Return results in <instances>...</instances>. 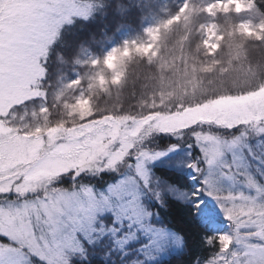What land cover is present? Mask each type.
<instances>
[{
  "label": "snow or ice",
  "instance_id": "obj_1",
  "mask_svg": "<svg viewBox=\"0 0 264 264\" xmlns=\"http://www.w3.org/2000/svg\"><path fill=\"white\" fill-rule=\"evenodd\" d=\"M253 2L254 0H213L202 9L190 8L186 2L174 16L160 25L146 29L150 37L149 43L132 42L133 47L138 53L153 54L155 44L152 42L158 40L161 28L167 29L182 17L189 20L197 11L212 16L217 11L234 9L239 12ZM10 4L17 9L14 15L0 10V127L16 108L39 98L30 94L31 89L37 78L43 79L40 74H46L47 70L40 61L46 63V48L55 43L52 37L60 27V22L57 21V28L49 34L45 13L26 15L22 11L25 8L34 11L44 8L46 5L43 3L26 5L20 3V0H10ZM238 31L245 37L264 39V24L256 27L241 24ZM223 39V34L218 33L215 24L208 26L206 38L202 42L206 54L215 56ZM131 51L132 48L126 42L123 49H112L103 63L115 70L118 63L130 55ZM99 62L93 60L92 64ZM121 76L120 72L114 71L113 83H118ZM98 83H106L103 75H98ZM46 95L45 93V99ZM225 101L228 103H224ZM175 107L176 110H170L167 115L158 114L156 121L151 119V114L143 118L148 121L143 129H125L121 133L116 124L107 130L103 127L108 117L90 121V116L95 115L91 111V102L81 98L73 106V110L81 109L82 121L90 123H82L78 130L66 128V135L62 137L52 136L60 129H49L50 138L46 148L42 139L31 140V133L21 134L19 129L15 136L7 138L0 133V177L7 172L11 181L6 188L0 187V195L20 197L24 201L20 206L0 207V242H6L0 243V264H32L33 260L38 261V264H53V260L44 251L34 246L31 215L42 208L49 220L58 223L60 216L67 215L72 210L71 206L58 207L55 203L29 204L26 198L39 190L45 193L47 200V189L55 183L53 176L62 177L67 172L73 174V179L82 176L88 168L61 167L66 160L81 156L90 158V165L98 163L101 175L111 172L114 176L112 184L106 185V195L103 197V204L108 210L104 211L101 207L99 219L96 218L95 203L85 210L89 213L88 219L94 228H99L100 219L107 216L114 225L113 232L116 235L128 234L129 239L121 241L122 244L129 245L143 236L145 241L139 247L144 250L166 241L169 231L154 227L152 213L144 207L146 194L151 190V184L147 182L152 175L151 165L159 162L161 176L156 178V184L160 187L152 193V201L156 205L160 206L165 200L170 201L173 196L185 197V193L176 188L174 182L169 181L175 170L191 169L195 173L191 176L192 180L197 176L201 177L195 196L198 197L203 191L205 195L219 201L216 203L217 208L229 222V226L234 225L237 230L235 236L231 232L212 230L214 237H206L209 242L214 238L219 245L218 252L209 264H264V87L238 96L215 97L202 105L178 104ZM250 123L256 126V136L235 135L240 132L241 127ZM206 126L208 129H224L234 135L231 139L221 137L210 130L206 131ZM40 131L39 128L36 129V132ZM129 137L133 139L129 141ZM153 138L167 142L168 146L163 150L149 152L146 146L151 144ZM57 139L65 142L57 143ZM113 152L119 153L116 159L112 158ZM143 157L151 161L150 169H145ZM121 167L126 171L120 172ZM129 170L130 173L125 174ZM126 175L128 179H125ZM140 177H144V180L136 183ZM223 180L239 182L243 188L238 191L222 190L219 182ZM3 183L4 180L0 179V185ZM188 203L197 209V215L201 213L203 200L197 199L192 204L189 199ZM5 220L10 222L8 229L3 227ZM202 223L210 227L212 221L202 218ZM241 228L249 231L241 233ZM171 235L175 237V233ZM241 235L245 238L244 249L235 251L241 243ZM179 250L183 252L184 248ZM23 252H27L26 257L21 255Z\"/></svg>",
  "mask_w": 264,
  "mask_h": 264
},
{
  "label": "trees",
  "instance_id": "obj_2",
  "mask_svg": "<svg viewBox=\"0 0 264 264\" xmlns=\"http://www.w3.org/2000/svg\"><path fill=\"white\" fill-rule=\"evenodd\" d=\"M184 1L77 0L81 11L73 14L70 20L60 26L54 38L55 43L49 47L46 63L41 60L47 71L43 79L37 81L36 87L40 89L42 96L27 103V107L30 108L33 104L36 109H40V103L46 104L49 116L47 120L50 125L55 126L57 121L65 117L67 105L74 101L78 90L86 95L90 94L97 112L96 116H90V120H94L101 113L108 114L104 117L112 113L115 116L130 113L134 118L155 112L168 113L170 110L175 111L178 104L201 105L215 97L238 96L264 87V39L245 37L238 31L240 21L247 20L253 27L264 24V0H254L249 7L239 12L234 9L217 11L212 16L197 11L189 20L182 17L167 29L162 28L164 32L157 44L159 51L156 57L133 53L126 58L124 78L111 88L114 97L106 91L92 92L94 88L86 80L92 66L91 62L82 61L84 52L89 53L90 58L103 57L112 43H122V36L137 38L145 23L151 19L164 22L174 16L184 5ZM186 1L193 9H202L212 0ZM208 22L215 24L224 37L215 56L207 55L202 45ZM162 52L172 55L165 57L173 61L160 58ZM245 60H249L247 65L256 71L254 75L242 72L240 65ZM167 61L169 62L166 63ZM244 68L248 69L246 65ZM75 73L82 79L68 95L67 90L61 91V88ZM163 75L170 79L162 81ZM190 76L199 78V85L185 84L183 78L186 77L189 81ZM26 105H21L15 111L21 112ZM152 144L158 150L167 147V142L164 141L160 142L161 145ZM160 167L159 164L150 169L152 175L147 182L151 184V190L146 194L144 207L153 215V226L176 232L180 243L169 240L161 247L164 251L140 250L139 245L145 241L142 237L127 245L121 244L119 240V236L127 233L116 235L111 232L96 235L99 238L89 242L84 251L77 254L78 257H71L70 264H192L197 255L208 256L216 250L218 244L214 238L213 244L206 242V237L212 236V231L199 220L194 208L188 203L192 199V186L191 174L187 168L175 170L169 181L174 182V186L185 193L184 198L173 196L170 201H162L160 206L152 201V193L160 187L156 184V178L161 176V170H158ZM119 171L123 173L125 169L121 167ZM96 175L88 177L87 174L83 183L102 188L114 179L111 172ZM63 182L65 185L70 183L65 177ZM4 197L0 195V200ZM105 223L106 227H114L107 216L100 219V227ZM240 231L243 233L249 230ZM181 247L184 248L183 252L179 250Z\"/></svg>",
  "mask_w": 264,
  "mask_h": 264
},
{
  "label": "rangeland",
  "instance_id": "obj_3",
  "mask_svg": "<svg viewBox=\"0 0 264 264\" xmlns=\"http://www.w3.org/2000/svg\"><path fill=\"white\" fill-rule=\"evenodd\" d=\"M186 2L187 1L185 0L183 4H185ZM212 2L213 0L208 1L207 4L212 3ZM20 3L26 4V5L43 3L46 5V7L38 8L35 11L31 8H25L22 11L26 15H34L35 12L45 13L48 19L47 32L49 34L52 33L53 29L57 28V23H56L57 21L60 22V26H61L64 22L70 20L73 14L76 15L82 9L81 6L78 4L77 0H20ZM190 8H193V6H190ZM0 10H3L8 15H14L17 12V9H14L11 7L10 0H2V2H0ZM162 23L163 21L156 20V18L151 19L150 21L145 23V25L142 28L143 31L138 33L137 38L131 39V38H128L127 35L122 36V40H121L122 43L119 45L117 42L112 43V46L107 50L106 54L103 57L95 56V57L90 58L89 53L85 54L84 52L82 61L91 62L90 65L92 66L90 67L89 74L86 75V80L89 81V86H91V88H94L92 92L98 91V90L102 92L106 91L110 96L114 97L111 88L114 85H118L121 82V80L124 78L126 58L129 55L125 56L122 59V61L118 63L117 68L115 70L110 69L107 66H105V64L103 63L104 58L114 48L123 49L125 47L126 42H128V47L132 48L131 54L133 53L141 54L135 51L132 42H135L136 44L149 43L150 37L147 34L146 29L150 27H155ZM239 23L240 25L241 24H251L247 20L240 21ZM212 24H213L212 22H208L206 24L205 38H206V29L208 26ZM59 28L57 29L56 34L53 35L52 37L53 39L57 35ZM163 29L161 28L160 30L158 40L152 42L155 44L154 53L153 54L144 53L145 55H148L149 57L150 56L156 57L158 55L159 50L157 48V44L160 41L161 36L164 32L162 31ZM218 33L220 34L219 30H218ZM48 51H49V48H46V54L48 53ZM165 56L171 57L172 55L170 54L165 55L164 52H162L160 55V58L164 57V59H166L167 57ZM167 59H170V61H173L171 58H167ZM93 60H99L100 62L96 65H93L92 64ZM248 61L249 60H245L241 63L242 65L240 66H242V69H243L242 72L245 75H249V74L254 75L256 71H254L253 69L251 70V66L248 64L250 66V69H249V66L247 65ZM168 62L169 61H167L166 63ZM253 63L254 62H252L251 64ZM245 65L247 66L248 69L244 68ZM114 71H118L122 74L121 79L118 83H113L112 78L114 75ZM243 73H241L242 76L244 75ZM40 75L44 76L45 73H41ZM98 75H103L105 77L106 83L104 85H100L98 83ZM238 76H241V75H238ZM190 78L191 79H189V81L186 79V77L183 78L185 80L184 81L185 84L189 85V83H191L193 86L199 85L198 84L200 82L199 78L194 77V76H190ZM80 79H82V77H80L79 75H76L75 73L72 79H68L67 82H64L63 87L61 88V91L67 90L66 94L70 95V93H72L71 90L74 89V87L77 84L76 82L80 81ZM169 79L170 78L167 75H163L162 77V81H165V82ZM38 80L39 78H37V80L33 84L30 94L42 96V94L39 92L40 89L36 87L37 85L36 83ZM91 88H88V90H90ZM81 98L90 100L91 111L96 114L97 112L93 106L90 94L86 95L83 91L78 90L74 101L70 103V105H67V112H66L65 117L62 118L61 121H57L58 123L54 124L55 126L49 124L47 120L49 117L47 116V111H42V109H45V108L47 109L46 104L40 103V109H36V107H34L33 104L30 108L27 107L28 105L25 104L26 106H23L21 112L14 111L6 120H4L3 126L0 127V133H2L7 138L10 136H15L16 130L19 129L21 131V134H23L24 132L31 133L32 135L29 137V139L31 140H35L37 138L42 139L44 141L45 148H46L47 142L50 138L49 129L53 127L60 129V131L53 133L52 136L62 137L66 135V132L64 131V129L74 128L78 130L82 123L88 124L90 123V121L97 120L98 118L104 117V115L107 114V113L105 114L101 113V115L99 114V117H97V119L90 120V121H82L81 115H80L81 109H76L75 111L73 110V106L77 105V102ZM224 103H228V102L225 101ZM200 110L202 111L203 109H200ZM113 114L114 113H112L109 116H105V117H108L109 119L105 121V123L103 124V127L107 130L111 128L113 124H116L121 133L125 129L131 130L137 127H139L140 129H143L148 123V121L144 120L143 118L150 115L149 113L146 116L134 118V116H131L130 113H124V114L120 113L117 116ZM158 114L160 116H163V115H167L168 113H159V112L151 113V119L153 121H156ZM38 128L41 130L40 132H36V129ZM205 130L206 131L210 130L214 134L219 135L221 137H226L228 139H231V137L234 135L233 133H230L224 129H216V128L208 129L207 126L205 127ZM235 135H246L247 137H254L257 135L256 126L255 124L250 123L246 126L241 127L240 132L236 133ZM80 139H83V137H80ZM119 139L120 137L118 136L117 140L119 141ZM131 139L133 138L129 137V141ZM56 142L64 143L65 141L62 139H57ZM160 142L161 141L159 138H153L152 140V143L154 144L158 143L159 145H161ZM152 143L151 145L146 146L149 152H155L158 150V147L153 145ZM117 146L119 147V144ZM166 146H168V144ZM41 154L43 155V152ZM118 156H119V153H116V152L112 153L113 159H116ZM89 159L90 158L88 157L81 156L79 158L66 160L65 163L61 167L63 168H67V167L91 168L92 167V168L91 170L84 171L83 175L77 179L72 178L73 174L71 172H67L62 177L53 176L52 179L55 180V183H52L51 186L47 189V194H48L47 200H45V193L39 190H37L32 195H29L26 198L29 204L55 203L58 207H63L65 205L71 206L72 210L67 215L60 216L58 218L59 219L58 223L49 220L47 214L43 211L42 208L38 212H34L31 215V227L34 229V241H35L34 246L44 251L46 255L53 260V264H70L69 262H70L71 257H78L77 254H81L84 251V249L87 247V244H89V242L92 243L94 242V240L99 238L96 235H104L106 233H111V232L115 234L113 232L114 227L112 226L110 228L106 227V223L102 224V226L99 228H94L92 226V222L89 221L88 219L89 213L85 211L88 208V206L93 203H95V206L97 209L96 211L97 219L100 216L99 209L101 207L104 208V211H107L108 210L107 207L103 204V197L106 195V185L112 184L111 182L109 184L104 185V187L102 188H98V187H95L93 184H89L86 182L83 183L84 182L83 179L84 177L85 179L87 178V174H88V177L90 175L97 176L96 175L97 173L100 174L99 172L100 165L96 162H93L90 165L88 163ZM142 160H143L145 169H150L151 161L147 159L146 157H143ZM81 161H84V162L80 163ZM159 164L160 163L157 162L156 164L151 165V167L154 166L155 168V166ZM105 166L109 167V165H105ZM133 169L135 170V164H133ZM188 170L191 176L195 175V173H193L191 169H188ZM129 173H130V170L129 172L125 174H129ZM9 176L10 174L5 172V175L3 177H0V179L4 180V183L0 185V187L6 188L8 184L11 183L10 179L8 178ZM64 177L65 179L67 178L68 181H70L69 185L64 184L63 182ZM125 179H128L127 175L125 176ZM133 179L135 178L133 177ZM143 180H144V177H140L139 182L138 180H136V183H140ZM200 180H201V177L199 176H197L195 180H192L190 177V182L192 186V199H191L192 204H194L197 199L204 201V203L201 205V213L197 215L199 220L201 222H202V218L211 220L212 223L210 227L207 224H205L206 227H209L211 231L212 230L227 231V232H231L234 236L237 235L236 228L233 229L234 225L229 226V222L225 220L223 214L221 213L219 208H217L216 203H218L219 201H215L211 197L205 195L203 191L200 192L198 197L195 196L197 187L200 186ZM219 186L221 187L222 190H225V191L227 190L238 191L243 188V185L241 183L228 181V180L220 181ZM23 203L24 201H22L20 197L5 196L4 198L0 200V207L7 208L8 206H20ZM193 208H194V212L197 214V209L195 207ZM9 226H10V222L5 220L3 223V227L5 229H8ZM164 229H167L169 231V235L166 238V241H162L159 246L153 245L152 248H148V249L150 250L158 249V250L164 251L163 249H161V247L164 244H167L169 240H173L174 243L177 242V244L180 243V239L178 235L176 234V232H175L176 234L175 237H173L171 233H174V232L171 231V229H168V228H164ZM241 229L247 230L246 228H241ZM212 236H214V233L212 234ZM119 237H120L119 240L121 241L129 239L127 234L125 236H119ZM142 238L145 240V237L142 236ZM239 238L241 240V243L234 249L235 251H243L244 249L245 238L242 235ZM206 242H209V241L206 240ZM0 243H6V242H0ZM213 243L214 241L212 240L211 242L207 244H213ZM45 245H47V247H45ZM49 249H51V251H49ZM218 249H219V245L216 248V250H213L212 252H210L208 256H203L201 254H199V256L197 255L198 257L196 256L192 264H209V261L214 257V254L218 252ZM21 255L26 257L27 252H23L21 253ZM32 264H38V261L33 260Z\"/></svg>",
  "mask_w": 264,
  "mask_h": 264
}]
</instances>
